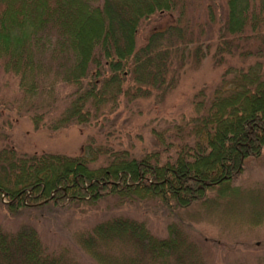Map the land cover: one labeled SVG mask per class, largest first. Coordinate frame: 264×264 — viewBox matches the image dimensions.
<instances>
[{"label":"trees","instance_id":"obj_1","mask_svg":"<svg viewBox=\"0 0 264 264\" xmlns=\"http://www.w3.org/2000/svg\"><path fill=\"white\" fill-rule=\"evenodd\" d=\"M198 1L0 0L4 71L19 77L31 98H52L59 87L72 88L51 126L55 130L100 125L122 101L163 98L187 66L212 59L219 67L228 57L245 64L253 60L229 65L210 94L199 91L194 115L173 136L177 143L158 137L162 150L135 155L94 139L75 157L1 148L0 205L11 216L93 207L111 197L119 203L154 202L174 213L204 201L210 192L225 196L245 161L262 155L264 0H226L215 41L208 39L205 26L189 19ZM207 9L208 23L215 24L213 5ZM156 15L173 21L137 48L143 23ZM251 40H258L257 48L245 49ZM185 228L179 220L159 238L146 223L116 216L80 233L77 245L94 264H207ZM77 261L67 251H50L32 225L12 232L0 225V264Z\"/></svg>","mask_w":264,"mask_h":264},{"label":"rangeland","instance_id":"obj_2","mask_svg":"<svg viewBox=\"0 0 264 264\" xmlns=\"http://www.w3.org/2000/svg\"><path fill=\"white\" fill-rule=\"evenodd\" d=\"M210 5L217 18L212 25L207 21ZM226 8V0H199L189 10V19L195 25L205 26L208 39L215 41ZM172 18L156 15L144 22L137 37V48L144 45L152 31L169 25ZM257 41L245 43V49L255 50ZM252 62L249 59L245 64L238 57H228L219 67L212 59L197 67L187 66L163 98L122 101L121 107L108 114L107 121L101 119L100 125H72L59 130L51 126L59 120L72 88L59 87L58 95L52 98L51 95L28 97L20 86V78L5 72L0 62V149L12 146L20 154L75 157L94 139L99 144L108 142L111 148L127 149L135 155L162 150L165 145L158 146V137L164 136L166 143H177L173 136L194 115L193 102L199 91L205 89L210 94L229 65L242 67ZM35 118H39L38 122ZM218 193V190L210 192L204 201L174 213L162 210L154 202L119 203L115 197L93 207L83 204L53 212L29 210L18 216H11L0 205V225L11 232L22 224L32 225L50 251H67L80 264H94L82 254L77 239L80 233L90 231L98 223L116 216L129 217L146 223L155 236L166 238L168 226L180 220L207 264H264V149L259 158L245 161L242 173L231 183L225 196Z\"/></svg>","mask_w":264,"mask_h":264}]
</instances>
